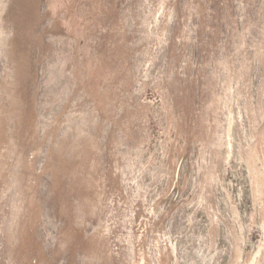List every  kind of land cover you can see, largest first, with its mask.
Segmentation results:
<instances>
[{
	"label": "rangeland",
	"instance_id": "rangeland-1",
	"mask_svg": "<svg viewBox=\"0 0 264 264\" xmlns=\"http://www.w3.org/2000/svg\"><path fill=\"white\" fill-rule=\"evenodd\" d=\"M0 264H264V0H0Z\"/></svg>",
	"mask_w": 264,
	"mask_h": 264
}]
</instances>
